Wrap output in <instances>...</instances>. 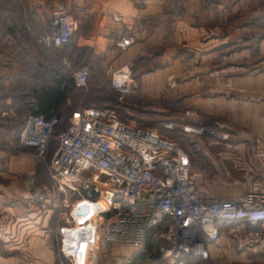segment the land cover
I'll list each match as a JSON object with an SVG mask.
<instances>
[{
	"label": "crops",
	"instance_id": "1",
	"mask_svg": "<svg viewBox=\"0 0 264 264\" xmlns=\"http://www.w3.org/2000/svg\"><path fill=\"white\" fill-rule=\"evenodd\" d=\"M49 1L0 0V141L8 140L4 125L16 112V96L6 93L5 87L17 80L24 66L33 63L27 34L36 26L50 30ZM60 1L77 22L73 46L80 68L101 74L92 81L94 89L102 88L104 82L110 84V74L127 64L136 78V96L155 100L164 95L166 76L173 75L175 89L165 95L170 106H154L153 112L162 117L160 126L170 120L226 130L231 134L227 142L210 139L220 147L216 153L219 161L233 162L232 166L222 164L224 174L233 169L240 180L242 172L255 167L248 142L250 130L264 139V0H51V11ZM123 38L130 40L124 49L117 46ZM45 60L40 59L30 78L45 79ZM153 61L158 62L157 68L151 66ZM81 89L76 93L78 102L100 106ZM67 100L56 108L52 103L49 110L61 112ZM28 105L31 111L33 104ZM188 108H195L197 115L185 117ZM23 148L27 152L6 154L0 150V242L7 252L0 253V264H52L51 250L42 247L45 237L27 233L33 223L24 222V248L17 250L14 241L21 213L18 176L29 177L26 189L31 191L36 164L34 154L28 152L35 149ZM218 227L220 235L215 241L197 233L206 244V255L186 257L185 264H264L263 253L237 249L231 235L234 228L252 230L258 225L219 222ZM18 256L29 258L28 262Z\"/></svg>",
	"mask_w": 264,
	"mask_h": 264
},
{
	"label": "built area",
	"instance_id": "2",
	"mask_svg": "<svg viewBox=\"0 0 264 264\" xmlns=\"http://www.w3.org/2000/svg\"><path fill=\"white\" fill-rule=\"evenodd\" d=\"M76 26L65 4L56 3L44 44L56 48L74 45ZM128 44L129 38L117 42L122 49ZM87 79V69H78L74 86H86ZM132 83L127 64L111 74L110 84L120 102L130 93ZM171 83L169 77V87ZM196 115L195 108L184 111L185 117ZM161 128L128 122L115 107L79 104L65 117L27 115L17 141L34 148L42 159L49 154L47 168L55 190L64 196H76L70 211L73 221V208L79 203L89 207V217L95 215L101 220L106 215L100 227L97 220L89 221L95 242L100 235L106 243L140 250L147 231L160 226L164 228L160 237L168 245L160 249L157 261L185 264L186 257L206 255V244L197 237L198 232L215 241L220 235L219 222H245L259 227L232 229L234 246L264 254V140L256 137L248 142L255 167L240 176L244 191L226 199L202 195L191 176L187 153L165 132L177 130L220 141L228 140L227 132L197 122L176 124L170 120ZM62 202L67 204L65 198ZM99 202L106 207L94 212ZM65 255L74 264L72 255Z\"/></svg>",
	"mask_w": 264,
	"mask_h": 264
},
{
	"label": "rangeland",
	"instance_id": "3",
	"mask_svg": "<svg viewBox=\"0 0 264 264\" xmlns=\"http://www.w3.org/2000/svg\"><path fill=\"white\" fill-rule=\"evenodd\" d=\"M52 6L53 2H51L50 0L49 6L47 8L49 19ZM19 7L21 8L22 4L19 5ZM240 35L238 34V37ZM229 48H231V46ZM32 51L34 55L32 65L27 64V66H24L22 68V73L18 75L17 80L11 81L10 86L5 87L6 93H10L12 95L15 94L16 96V112L15 116H12L10 118L11 122L4 125V134H6L8 140L1 138L0 150L2 153L11 154L18 153L20 151L27 152V150H23V146L19 145L16 138L25 116L29 113L27 104L31 100L30 88L32 84L35 87H39L41 84L49 82V80L53 79V77L55 75L57 76L58 74L73 78L76 71L78 69H81L80 62L76 57L75 47L72 44L65 46L61 51L48 50L46 53L44 51L45 54H41V52L38 53L34 48L32 49ZM45 58L47 59L46 66H44L43 63V68L45 67V71L47 72V74L45 75V79L40 81V79L30 78L32 76L29 77V74L35 72V68L40 65V59L45 62ZM151 66L153 68H157L159 64L157 61H153ZM100 75L101 74H97L95 70L88 71L86 86L81 89L82 91H87L86 96H105L110 100L105 102L98 101L96 102V104L106 103L114 106L117 109L118 114L122 118L137 126L148 127L155 125V127L161 129L162 123L160 126L159 120H162V117L153 112L154 106H158V103H160V106L162 105L161 107H167L169 100L167 99V97H165V95L174 91L176 86L175 76H166L165 84L162 90V93L164 95H161L158 99L155 100H147L142 97H140L141 99H139V96H136L134 91V88L136 86V78L131 73L133 83L130 89V93L122 100V102H120L118 100V94L112 89L111 84L104 82L102 88L94 89L95 85H93L92 81H95L96 76L100 77ZM169 77L172 78L171 87H169V85L167 84V79ZM78 89L79 88L73 86L72 90L69 91L68 100L63 105L60 112V115L62 117L67 116L72 111V109H74L79 104H83L77 101L78 96L76 93L77 91H80ZM185 110L187 109H184V111ZM153 120L159 122L155 124ZM216 129L227 132L229 136L228 140L231 138V134L228 131L218 128ZM250 133L251 138L249 141L253 140L256 137L262 138V140H264L263 137L257 134L254 130H250ZM165 134L173 138L186 151L192 166L191 176L195 180L198 190L202 193V195H213L219 198L230 199L236 194L242 193L244 191V186L239 182V176L233 171V169L229 174H224L225 172L222 171V164H225L226 166H232L233 162L231 160L224 162L219 161V157L216 153L220 147L214 145V143L210 140L212 138L198 137L190 134H181L177 130L166 131ZM50 148H53V143L50 145ZM28 152L34 154L36 158V164L31 180V191H27L26 189V183L27 181H30L29 177H27V179L25 180L24 175L18 176L17 199L18 203H20V205H18V210H20L21 213L18 214V220L16 223V239L14 240L17 243V250L24 248V246H22L25 239V236H22V233L24 232L23 229L25 228V226H23L24 222H28L30 224L33 223L31 229L27 233L32 231L33 233L45 237V240L42 242V247H48V249L51 250L52 264H72L71 258L65 255L63 250L62 231L64 228L72 227L75 225V222L70 216V211L71 203L76 200V196H64L63 194H59L55 190L54 184L49 176L47 168L49 154L48 156H46V159H42L37 156L35 151L30 150ZM27 184L29 185V183ZM44 184L47 185V188H40ZM64 198L67 200V204L62 202ZM105 216L106 215H103L102 219H104ZM19 218H26L27 220L25 219V221H23ZM102 219L100 220L97 218L98 227L101 226ZM87 223L90 222L88 221ZM76 229L77 226L75 228H71V234H73L74 236ZM161 232V229H157L155 235H160ZM98 234H100L99 231ZM145 244L146 241L144 243V246L140 250H137L130 246L106 243L99 235L95 243V249L92 248L89 252V256H91L90 264L168 263L164 261H157L159 257V251L165 246V244L159 243L153 246L151 245V249H147ZM0 253L7 254L2 242H0ZM93 254L94 256H92ZM18 259H21L24 262H28L29 258H24L22 256L19 258L18 256Z\"/></svg>",
	"mask_w": 264,
	"mask_h": 264
},
{
	"label": "trees",
	"instance_id": "4",
	"mask_svg": "<svg viewBox=\"0 0 264 264\" xmlns=\"http://www.w3.org/2000/svg\"><path fill=\"white\" fill-rule=\"evenodd\" d=\"M17 8L19 7V3L17 4ZM49 27L46 26V28H41V27H34L31 31V33L27 34V38H25L31 46L36 49V51L41 54H45L48 50H58L61 51L64 49L62 48H56L52 45L50 46H45L44 45V38L49 33ZM21 35V34H20ZM22 36V35H21ZM32 48V49H33ZM45 51V53H44ZM44 69V68H43ZM74 86V77H68L65 75L58 74L57 76L55 75L53 79L49 80L47 83L41 84L39 87H35L33 84L30 88L31 92V100L28 102V104H33V107L31 108L32 110L29 111V114H42L46 117H49L51 115H57L61 116L60 112L54 113L51 112L49 109L51 108L50 106L52 103H54L55 108L62 105L65 101V99L68 97V93L70 90H72ZM94 99H96L99 102H105L109 101L110 99L105 97V96H93ZM27 103V102H26ZM27 104V105H28ZM100 106H111L110 104H99ZM114 107V106H111ZM28 109H30V105H28ZM26 115V116H27ZM25 116V117H26ZM25 119V118H24ZM24 123V120H23ZM21 124V127L23 125ZM20 127V129H21ZM19 129V130H20ZM19 132V131H18ZM55 147V143H53V148ZM157 229H161V231L164 230L163 227L157 226L155 228H152L147 231L146 233V247L147 249H151V245L163 243L165 244L164 247H166L168 244L167 242L160 237V235H155ZM156 236V237H155ZM155 237V238H154Z\"/></svg>",
	"mask_w": 264,
	"mask_h": 264
},
{
	"label": "bare ground",
	"instance_id": "5",
	"mask_svg": "<svg viewBox=\"0 0 264 264\" xmlns=\"http://www.w3.org/2000/svg\"><path fill=\"white\" fill-rule=\"evenodd\" d=\"M84 206V207H83ZM86 203H79L73 208V218L75 225L63 229V250L65 253L71 254L74 264H87L88 255L90 250L95 249V234L93 224L87 223L88 221H96L97 216L89 217L90 209L85 207ZM106 207L102 205V202L97 204V207L93 208L94 212ZM77 229L75 236L72 233L71 228ZM93 231V232H92ZM92 233V234H91ZM93 236L94 240H90Z\"/></svg>",
	"mask_w": 264,
	"mask_h": 264
}]
</instances>
